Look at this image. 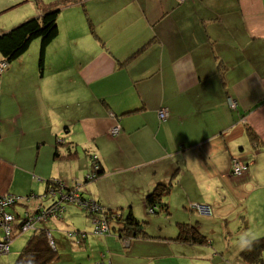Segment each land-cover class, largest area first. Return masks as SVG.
Instances as JSON below:
<instances>
[{"label": "crops", "instance_id": "obj_1", "mask_svg": "<svg viewBox=\"0 0 264 264\" xmlns=\"http://www.w3.org/2000/svg\"><path fill=\"white\" fill-rule=\"evenodd\" d=\"M84 5L60 13L59 35L47 48L43 75L23 56L8 65L7 79L0 82L4 127L11 109L22 102L20 116L44 118L37 139L38 147L44 146V198L14 209L24 215L42 204L50 207L47 183L59 180L68 189L78 185L105 210L118 208L108 194L130 196L121 208L133 212L137 206L133 213L139 217L137 210L144 214L146 197L156 186L172 182L169 210L173 197H179L192 213L176 226L195 225L210 243L155 240L168 252L143 262L172 257L174 248H191L199 252L191 258L198 256L201 264H248L242 251L264 237V0H86ZM162 109L170 114L164 121ZM246 125L259 136V146L250 142ZM116 126L120 132L113 135ZM80 149L87 157L85 170L74 163ZM92 157L101 174L85 178L93 188L83 193L80 177L92 173ZM234 157L248 164L244 178L231 175ZM29 161L0 158V196L33 192ZM230 194L236 199L229 201ZM227 202L232 206L225 207ZM191 204L209 205L213 215L201 216ZM74 207L66 205L68 217L77 212ZM194 213L200 219L196 223ZM51 222L53 229L45 222L43 228L59 233L61 248L84 246L93 234L86 232L80 243L66 238L67 232L80 231L69 225L72 221ZM94 236L107 239L102 244L107 248L110 236ZM170 236L165 238L175 235ZM140 241L132 240L129 247Z\"/></svg>", "mask_w": 264, "mask_h": 264}, {"label": "rangeland", "instance_id": "obj_2", "mask_svg": "<svg viewBox=\"0 0 264 264\" xmlns=\"http://www.w3.org/2000/svg\"><path fill=\"white\" fill-rule=\"evenodd\" d=\"M59 0H43L46 4L54 3ZM39 11L34 3L33 0H0V33L9 31L13 27L17 26L20 23H23L24 21L36 17L38 15ZM40 47H41V40L37 39L35 40L29 51L24 55L27 61V64L31 66V68L35 69L37 72L40 71ZM20 60L15 61V64H18ZM7 68V67H6ZM4 68L0 76V82L6 80V76L3 75L5 72ZM13 99V98H12ZM14 103V99H13ZM25 104V102H24ZM23 106V102L21 105L17 104L11 109L10 115L8 114V122L6 126L4 127L3 121L0 120L1 128H2V135L0 136V158H11L14 161H24L30 159L28 164L33 165V170H31L30 176L33 179V184H35V188L32 189L33 192H30V194H34L35 196H40L41 198H44V146L38 147V137L39 134H43V129H40V122L41 120H44V118L39 117H27L24 115L20 116L19 114L21 111L19 109ZM35 123V126H33ZM86 153L83 149H80V160L77 162L75 161V164H80L82 169L85 170L86 168ZM65 166V165H62ZM35 167H37V170H35ZM64 170V168H61ZM53 170L52 167L47 168V171ZM83 170V171H84ZM35 171V172H34ZM90 172V170H89ZM84 174V177H80V180L82 185L85 184V178L89 176L90 173ZM85 173V172H84ZM33 175L35 178H33ZM243 178V177H242ZM241 179V178H238ZM83 193L86 191H90L91 187L88 184H85ZM111 198V200H115V205L118 207L116 208L118 212L121 210V214L123 217H126L128 215L129 208L127 206L122 205L126 203V199L130 196H117V195H107ZM220 196V195H219ZM235 196V195H234ZM232 194L229 195L230 200L233 201L236 199V196L234 198ZM118 197V198H117ZM39 198V197H38ZM168 197L164 199V203H168ZM34 200V199H32ZM31 200V201H32ZM118 200V201H117ZM42 202V201H38ZM47 205H49L51 202L46 201ZM181 200L179 197H173L172 199V208L169 211V214L161 213L157 215H150L148 213V209L145 210L144 214L141 210H137L139 217H137L139 220L146 222V229L149 235L153 237H172L170 235H178V228L176 226L177 221L181 216H185L186 212L187 214L190 213L189 205H181ZM233 202H227L225 204V207L232 206ZM67 203L65 204L66 207ZM205 205V204H201ZM73 206V205H72ZM181 207V210L176 209V207ZM187 206V208H186ZM15 208H18L15 207ZM77 209V212L72 217H68V212L65 211L63 214V218L67 221H72V224L69 223V225L73 226L74 228L79 229L82 232H92L93 234L89 235V238L86 240L85 245L83 246L78 245H68V247L61 248L59 245V253L60 256L58 261L52 264H201L199 263L200 260L196 258H191L194 255H198L199 252H194L191 248H183L178 249L174 248V256L172 257H163L158 258L157 261H151V262H143V259L146 257H152L154 255H157L158 253L162 252H168V248H158L154 242H156L159 239H152L149 240L148 243L146 241H140V245L135 247H126L125 244H123L121 241L118 240V238L113 235L110 236V243L108 244L107 248H105L103 244H107V239H99V237L94 236V229L93 228V220L92 217H90L83 209H80L78 207L72 208L71 211L75 212L74 210ZM136 208H138L136 206ZM135 208V210H136ZM186 209V210H185ZM133 210V212H135ZM17 211L20 212L21 215V209H17ZM14 209L9 210L13 215L17 212ZM72 212V213H73ZM199 214V212H197ZM67 214V215H65ZM101 214V213H98ZM198 214H193V217L196 221H199L200 219L197 217ZM201 214V213H200ZM199 214V215H200ZM142 215V216H140ZM203 216V215H201ZM205 216V215H204ZM209 217V216H206ZM100 219V218H96ZM105 220V219H104ZM48 223L49 229H53L51 221L45 222ZM17 225V224H16ZM1 226V223H0ZM70 226V227H71ZM38 227L43 228L44 222L40 223ZM113 228H118L117 222L112 223ZM72 228V229H74ZM67 231V230H63ZM74 231V230H71ZM2 233V229L0 227V234ZM51 233L53 237L56 239L59 238V233L57 231L51 230ZM15 234H17V231H15ZM67 234V233H66ZM33 231H28L26 233L21 234L20 236L16 237V239L13 241L11 245V251L9 254L1 255L0 256V264H14L16 260L19 257V254L24 249L27 241L32 237ZM174 236V237H175ZM113 241H112V240ZM156 240V241H155ZM220 240V237H219ZM137 241L134 240V242ZM113 244V249L110 251V247ZM134 244V243H133ZM127 245V244H126ZM102 246V247H101ZM160 246V245H159ZM118 247V248H117ZM117 248V249H116ZM102 249V250H101ZM101 250V252H100ZM61 258V259H60ZM163 259V260H159Z\"/></svg>", "mask_w": 264, "mask_h": 264}, {"label": "trees", "instance_id": "obj_3", "mask_svg": "<svg viewBox=\"0 0 264 264\" xmlns=\"http://www.w3.org/2000/svg\"><path fill=\"white\" fill-rule=\"evenodd\" d=\"M33 1L36 4L38 11H39L36 17L30 18L24 21L23 23L18 24L17 26L13 27L9 31L0 33V60L6 61L8 65L14 63L15 61L20 60L29 51L32 43L35 40L40 39L41 47H40V58H39V61H40L39 70H40V74L43 75L47 48L59 35L58 19H59L60 13L62 12L64 8L75 5V4H79V3L82 4L83 7H85L84 1L86 0H59V1H56L50 4H46L45 2H43V0H33ZM88 22H89V19H88ZM90 28L93 31V26L91 24H90ZM146 47H144L143 49H145ZM218 66H219V72L223 74L225 67L221 63H219ZM246 132H247L250 142L254 144V146L257 147L261 144L260 138L257 135V133L248 125H246ZM61 156L62 155L60 154L59 150L56 149L54 158L59 159ZM234 158H237V157H234ZM95 159L96 158L92 157L93 169H94V165L98 164V161ZM239 159L245 165L246 174H247V171H248L247 162L241 158ZM93 172L94 171H92V173ZM92 173L90 174L92 175ZM100 174H101V170L99 168V171L96 174L94 179H97L98 177H100ZM231 175L233 176L232 169H231ZM94 179H90L88 181H91ZM63 187H65V185H63V182L59 180L48 181L47 183L48 192L45 196L51 197V200L53 201V204L51 206L56 205V203L62 200L61 199L62 194L68 193L70 192V190H72L66 187H65V190H63L62 189ZM172 187H173L172 182H169L168 184H158L156 188L146 197V205H147L148 213L150 215H157L161 213L169 214V211H170L169 206L167 203H164V199L168 197V195L170 194L172 190ZM80 194L83 196V198L91 199L89 197L84 196L82 193ZM6 195H13V194H6ZM13 196L19 198L20 200H17L14 205H10L5 208L6 214L15 216L16 218L12 226L14 227V232H13L14 234L12 237V241L10 243V251H11V244L16 239V237L28 231H31V230L33 231L32 237L27 241L24 249L21 251L18 259L16 260L14 264H52V263H55L56 261H58L60 257L58 255L59 249L57 246L59 244H58L57 239L53 237L49 229L38 227V225L44 221L39 222L35 227L30 228L25 232H22V229H21V225L23 223L22 221H24L25 215L29 217L37 216L41 211L48 209L49 207L44 208V204H42L43 206H39L38 209L34 213L26 212V214H24L23 216H21L19 213H15V215H13L9 213V210L14 209L17 206L25 207L26 205L31 203L32 199L37 198L36 196L31 195V194L28 196H21V197L16 196V195H13ZM63 204H66V203L64 202ZM67 204H70V203H67ZM98 205L100 206V204ZM192 205L193 204H191V206ZM75 206L79 207L80 209H83L82 207L78 205H75ZM151 209H154L153 212H151ZM83 210L85 211V213H87L91 217L94 215L96 216L93 218V223H94L95 218H100L98 217V213L102 214L103 218H100V219L102 220L105 219L107 221L109 225V232L105 235H98V236L115 235L119 241L125 244L126 247H129L131 245L132 240H136V239L137 240L166 239V240L174 241L178 243L198 245V246H203V245L210 243L209 238L206 235L202 234L197 226L189 224V223H178L177 224L178 235L175 236L174 238H164V237L159 238V237H153L148 234L147 229H146L147 223L139 220L134 215V213L132 212L130 208L128 211V215L126 217H123V215L120 213L121 210H119L120 212H118L117 209L116 210L114 209L105 210L102 208V211L98 213H94V214L88 212L85 209ZM65 211H66V208L64 210V213ZM63 214L61 218L52 217L48 219L47 221H52L53 219L62 220ZM212 215H213V210H212ZM113 222H117L119 227L113 228L112 227ZM0 227L2 229V233L0 234V240H2L5 235V230L2 226ZM15 231H17V234H15ZM82 233L86 234V237L84 239L81 238V236L79 235ZM71 237L77 238L80 241V243H82L87 238V233L82 232V231L67 232L66 238L70 239ZM127 242L128 244L126 245ZM263 253H264V237H261L259 239L253 240L245 247V249L241 253V258L244 262L248 264H264Z\"/></svg>", "mask_w": 264, "mask_h": 264}, {"label": "built area", "instance_id": "obj_4", "mask_svg": "<svg viewBox=\"0 0 264 264\" xmlns=\"http://www.w3.org/2000/svg\"><path fill=\"white\" fill-rule=\"evenodd\" d=\"M180 2H185L187 0H179ZM8 67V63L6 61L0 60V76L2 75L1 71ZM159 117L161 120H166L169 117V112L166 109H162L159 113ZM120 132V127L116 126L112 130L113 135H117ZM96 160V159H95ZM92 175L87 177V181L90 179H94L96 174L99 171V164L94 165ZM232 173L233 176L238 178H242L246 174V168L243 162L239 158L232 159ZM79 186L76 185L75 188L70 190V192L62 194L61 201L41 211L37 216L29 217L25 215L24 221H22L21 229L22 232L27 231L30 228L35 227L39 222L44 221L46 222L48 219L52 217L61 218L62 214L64 213L65 203H70L74 205H78L83 209L87 210L88 212L94 214L102 211V208L93 200V199H86L78 192ZM19 198L13 195H3L0 196V223L1 226L5 230V235L2 240H0V255L8 254L10 251V243L12 241L14 227L13 222L16 220L15 216L8 215L5 213V208L10 205H14ZM191 209L195 212H199L200 215L211 216L212 209L208 205H201V204H193ZM154 209H151L153 212ZM95 229L94 234L96 235H105L109 232V225L106 220L102 219H94ZM81 238H85L86 234L82 233L79 234ZM128 244V242L126 243Z\"/></svg>", "mask_w": 264, "mask_h": 264}]
</instances>
